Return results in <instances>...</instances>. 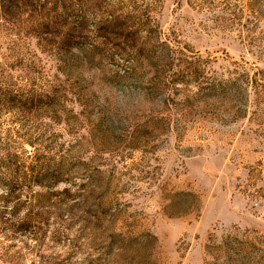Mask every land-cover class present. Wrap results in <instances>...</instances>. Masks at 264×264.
I'll list each match as a JSON object with an SVG mask.
<instances>
[{
  "label": "rangeland",
  "instance_id": "374dc122",
  "mask_svg": "<svg viewBox=\"0 0 264 264\" xmlns=\"http://www.w3.org/2000/svg\"><path fill=\"white\" fill-rule=\"evenodd\" d=\"M2 6L0 264H264V0Z\"/></svg>",
  "mask_w": 264,
  "mask_h": 264
},
{
  "label": "trees",
  "instance_id": "16d2710c",
  "mask_svg": "<svg viewBox=\"0 0 264 264\" xmlns=\"http://www.w3.org/2000/svg\"><path fill=\"white\" fill-rule=\"evenodd\" d=\"M6 15H7V7H4V6L0 7V17H2V16L3 17H6ZM0 28H1V25H0ZM38 175L39 174H37L34 178H32L31 181L28 182V186H27L28 187L27 188L28 190L27 191L32 196H34L36 194L35 193L36 187H43V184H41L39 182V180H37L38 179ZM8 195L11 196V193H9ZM8 195L6 194L7 197H8ZM5 211H7V210H5ZM3 214H5V213L4 212H0V217H3ZM8 214H10V213H8Z\"/></svg>",
  "mask_w": 264,
  "mask_h": 264
}]
</instances>
